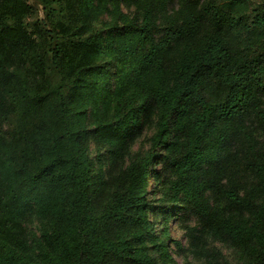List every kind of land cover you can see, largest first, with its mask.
Instances as JSON below:
<instances>
[{
	"label": "trees",
	"instance_id": "16d2710c",
	"mask_svg": "<svg viewBox=\"0 0 264 264\" xmlns=\"http://www.w3.org/2000/svg\"><path fill=\"white\" fill-rule=\"evenodd\" d=\"M36 2L0 0V264H174L163 216L264 264V0Z\"/></svg>",
	"mask_w": 264,
	"mask_h": 264
},
{
	"label": "rangeland",
	"instance_id": "374dc122",
	"mask_svg": "<svg viewBox=\"0 0 264 264\" xmlns=\"http://www.w3.org/2000/svg\"><path fill=\"white\" fill-rule=\"evenodd\" d=\"M30 4L37 5L36 0H28ZM123 11L127 13H131L130 10H134V8L130 9L125 4H122ZM153 130L147 129L144 133V135L137 140V142L133 145V154L137 155V153H145L148 151L150 147V139L152 137ZM150 190L154 189V182L150 185ZM158 198V197H155ZM195 224V220H190L188 222H184L183 225L180 223V220L177 218H171L169 222H166L165 217H161L157 223H156V230L160 231L164 227H167L168 235H169V246L171 250V254L173 257L174 264H204L202 260L198 259L195 254L192 252V249L189 245L188 237L186 236V231L183 229L184 225ZM33 228H37V222L34 221L32 224ZM177 243L181 244V249L179 250L177 248ZM215 246L217 249L222 251L223 255L228 259L229 261L234 260V253L224 244L221 243H215L211 244L209 243V247Z\"/></svg>",
	"mask_w": 264,
	"mask_h": 264
}]
</instances>
